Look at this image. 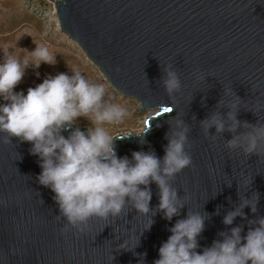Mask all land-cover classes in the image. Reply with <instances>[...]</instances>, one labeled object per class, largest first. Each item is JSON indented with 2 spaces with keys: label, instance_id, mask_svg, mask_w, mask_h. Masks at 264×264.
I'll use <instances>...</instances> for the list:
<instances>
[{
  "label": "water",
  "instance_id": "water-1",
  "mask_svg": "<svg viewBox=\"0 0 264 264\" xmlns=\"http://www.w3.org/2000/svg\"><path fill=\"white\" fill-rule=\"evenodd\" d=\"M48 1L55 5L61 31L108 85L142 104L141 113H153L145 120L149 131L143 143L135 135L115 141L119 157L153 151L162 158L171 119H183L189 126L192 165L171 182L186 204L178 217L166 221L155 211L158 188L151 183L149 217L126 208L115 220L91 219L86 235L75 236L73 230L61 234L65 221L57 219L54 194L36 179L41 172L38 157L30 154V143L12 137L11 144L0 143V264H138L141 253L143 264H153L170 235L168 229L189 210L207 216L197 238L199 252L220 239L218 233L229 230L222 219L239 205L240 196L250 199L258 193L256 213L245 207L246 218L237 217L229 226L242 225L244 236L253 227L249 220L264 217V156L229 152L225 141L231 135L205 138L200 122L213 111H227L216 107L227 87L241 100L239 121L264 123V109L256 114L248 110L264 105V0ZM166 65L181 82L173 99L158 83ZM165 108L172 112L165 113ZM214 132L209 130L210 135ZM245 176L251 182L238 192ZM149 218L153 223L144 230ZM137 237V247L120 249L124 240L131 247Z\"/></svg>",
  "mask_w": 264,
  "mask_h": 264
},
{
  "label": "clouds",
  "instance_id": "clouds-1",
  "mask_svg": "<svg viewBox=\"0 0 264 264\" xmlns=\"http://www.w3.org/2000/svg\"><path fill=\"white\" fill-rule=\"evenodd\" d=\"M29 35L25 30L23 35ZM41 63L54 65L55 53L47 46H39L28 56L9 54L0 60V143L11 144V138L31 144L30 154L37 156L41 172L37 176L40 186L50 189L58 206L59 215L65 223L61 234L73 230L75 236L88 233L89 221L115 220L126 208L134 209L142 217L150 216L149 203L154 183L158 188L159 202L155 211L163 213V219L172 221L180 215L186 204L177 197V189L172 180L184 169L191 167L188 134L190 128L183 119H171L170 131L165 134L167 144L164 155L158 158L153 151H134L129 157H119L115 141L135 135L141 138L149 127L124 135H112L105 125L121 124L129 111L126 107L112 103L106 98L103 84L89 82L82 72L73 68L72 75L58 73L45 78L42 83L26 92H16L14 88L21 82L25 69L39 68ZM158 82L166 96L173 99L181 91L178 74L171 65L163 69ZM202 77L197 73L196 80ZM143 108V105H139ZM217 109L200 122L205 138L215 140L227 132L231 139L225 141L229 152L239 150L245 157L264 156V123L241 122L237 113L241 100L225 87ZM264 109L255 105L254 114ZM83 117L90 123L86 131H81L77 119ZM75 126V127H74ZM214 134H209L210 129ZM238 129L240 131L238 132ZM67 132L65 136L63 133ZM251 180L245 176L239 181V188L246 190ZM230 186V183H228ZM142 186V187H141ZM259 194L250 199L240 196V203L228 211L222 224L227 232H220V239L199 252L197 238L204 231L206 215L189 210L184 219H177L169 237L158 249V259L153 264H264V217L249 220V230L244 236L242 225L229 227L240 217L245 219L243 209L256 213ZM155 211L151 215H155ZM147 230L152 225L148 220ZM138 246H128L127 240L120 249L132 250ZM138 264H143V253L138 254Z\"/></svg>",
  "mask_w": 264,
  "mask_h": 264
},
{
  "label": "rangeland",
  "instance_id": "rangeland-1",
  "mask_svg": "<svg viewBox=\"0 0 264 264\" xmlns=\"http://www.w3.org/2000/svg\"><path fill=\"white\" fill-rule=\"evenodd\" d=\"M25 30L30 36L25 34L19 39ZM37 45L47 46L50 52L55 53L56 63H41L39 68L29 66L14 91L26 92L58 73L71 76V70L75 68L89 82L103 84L106 98L111 97L112 103L128 109L129 116L121 124L105 125L110 134L118 136L144 128L146 118L153 113H141L137 102L123 98L108 85L78 45L61 31L54 3L48 0H0V60L7 53L28 56ZM76 126L87 130L91 125L87 119L80 117Z\"/></svg>",
  "mask_w": 264,
  "mask_h": 264
},
{
  "label": "snow or ice",
  "instance_id": "snow-or-ice-1",
  "mask_svg": "<svg viewBox=\"0 0 264 264\" xmlns=\"http://www.w3.org/2000/svg\"><path fill=\"white\" fill-rule=\"evenodd\" d=\"M164 112H165V113H171V112H172V108H165V109H164Z\"/></svg>",
  "mask_w": 264,
  "mask_h": 264
}]
</instances>
